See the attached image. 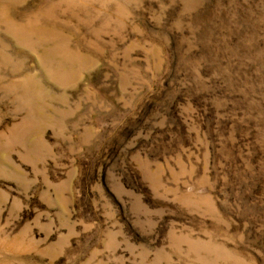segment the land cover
Wrapping results in <instances>:
<instances>
[{
  "label": "rangeland",
  "instance_id": "obj_1",
  "mask_svg": "<svg viewBox=\"0 0 264 264\" xmlns=\"http://www.w3.org/2000/svg\"><path fill=\"white\" fill-rule=\"evenodd\" d=\"M0 264H264V0H0Z\"/></svg>",
  "mask_w": 264,
  "mask_h": 264
}]
</instances>
